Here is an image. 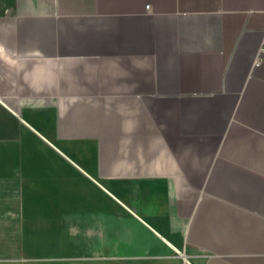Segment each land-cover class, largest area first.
Wrapping results in <instances>:
<instances>
[{"label": "crops", "instance_id": "0c3cea01", "mask_svg": "<svg viewBox=\"0 0 264 264\" xmlns=\"http://www.w3.org/2000/svg\"><path fill=\"white\" fill-rule=\"evenodd\" d=\"M261 47L264 0H0V224L66 223L92 264H264Z\"/></svg>", "mask_w": 264, "mask_h": 264}, {"label": "rangeland", "instance_id": "374dc122", "mask_svg": "<svg viewBox=\"0 0 264 264\" xmlns=\"http://www.w3.org/2000/svg\"><path fill=\"white\" fill-rule=\"evenodd\" d=\"M32 208L26 204L19 211L32 212ZM5 211L0 209V216ZM22 219L26 222L0 224V264H92L83 258L81 236H68L78 229L73 231L66 223L29 222L34 217L28 214ZM8 220L16 219L0 218V223Z\"/></svg>", "mask_w": 264, "mask_h": 264}, {"label": "built area", "instance_id": "2783aa9c", "mask_svg": "<svg viewBox=\"0 0 264 264\" xmlns=\"http://www.w3.org/2000/svg\"><path fill=\"white\" fill-rule=\"evenodd\" d=\"M263 53H264V47H261L259 52H258V54H257V57H256V59L254 61L255 65L260 64Z\"/></svg>", "mask_w": 264, "mask_h": 264}]
</instances>
